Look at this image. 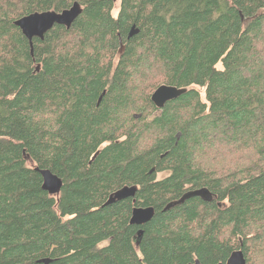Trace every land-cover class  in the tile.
<instances>
[{
    "label": "trees",
    "instance_id": "1",
    "mask_svg": "<svg viewBox=\"0 0 264 264\" xmlns=\"http://www.w3.org/2000/svg\"><path fill=\"white\" fill-rule=\"evenodd\" d=\"M74 3L32 47L14 25ZM160 86L186 93L157 109ZM234 251L264 264V0H0V264Z\"/></svg>",
    "mask_w": 264,
    "mask_h": 264
},
{
    "label": "water",
    "instance_id": "2",
    "mask_svg": "<svg viewBox=\"0 0 264 264\" xmlns=\"http://www.w3.org/2000/svg\"><path fill=\"white\" fill-rule=\"evenodd\" d=\"M81 7L74 3L69 9L60 13L47 11L33 13L22 17L14 22V25L21 31L22 35L29 41L32 47L33 38L42 40L44 35L54 26H62L69 29L73 22L80 16ZM129 33V37L133 35ZM186 93V89H178L171 86H160L151 95V102L157 109H162L167 102L175 100ZM42 177V189L49 195L56 194L61 188V181L48 170L39 171ZM134 196L132 189H124L120 192L121 199ZM154 215L153 208H134L131 213L130 224L142 226L149 222ZM141 231L138 232L140 236ZM191 264H200L195 261ZM226 264H245V259L241 251H234L228 258Z\"/></svg>",
    "mask_w": 264,
    "mask_h": 264
},
{
    "label": "rangeland",
    "instance_id": "3",
    "mask_svg": "<svg viewBox=\"0 0 264 264\" xmlns=\"http://www.w3.org/2000/svg\"><path fill=\"white\" fill-rule=\"evenodd\" d=\"M118 8H119V3L117 2L115 4V9L113 11V15L116 16L117 12H118ZM197 89V88H196ZM200 92V96H201V100L204 102V91L202 89H198ZM167 174H159L158 175V179H162L166 176Z\"/></svg>",
    "mask_w": 264,
    "mask_h": 264
}]
</instances>
